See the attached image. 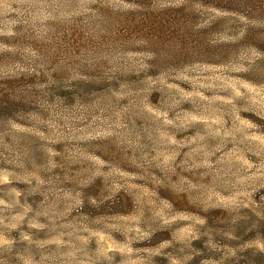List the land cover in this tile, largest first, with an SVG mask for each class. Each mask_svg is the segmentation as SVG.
Masks as SVG:
<instances>
[{
    "label": "rangeland",
    "instance_id": "obj_1",
    "mask_svg": "<svg viewBox=\"0 0 264 264\" xmlns=\"http://www.w3.org/2000/svg\"><path fill=\"white\" fill-rule=\"evenodd\" d=\"M214 14L200 0H0V56L63 76L32 81L34 103L0 115V264H240L264 251V46L222 62L143 44L206 32Z\"/></svg>",
    "mask_w": 264,
    "mask_h": 264
},
{
    "label": "trees",
    "instance_id": "obj_2",
    "mask_svg": "<svg viewBox=\"0 0 264 264\" xmlns=\"http://www.w3.org/2000/svg\"><path fill=\"white\" fill-rule=\"evenodd\" d=\"M200 3L210 7L221 14H214L206 20L205 27L208 33L219 32V38L223 41L219 47L210 42L208 33H192L164 37L152 35L143 38V44L150 50L154 57L164 56L166 52L174 54H192L199 56L201 53L205 58L217 56L222 62L229 54H233L237 47L256 42L264 46V34H256L251 27V19L260 16L261 10L256 9V4L264 5V0H200ZM142 16V15H141ZM139 17V28L148 24L151 17L144 15ZM129 26L135 27L132 21ZM204 27V28H205ZM224 38H228L225 40ZM235 43H237L235 45ZM24 44L22 43V46ZM31 47L36 50V46ZM165 49H169L165 50ZM38 56H42L38 54ZM27 59L18 53H8L0 56V115L12 113V111L32 105L35 101L32 90V81H63V76L57 77L50 69H44V65L35 61L27 67ZM47 65V61L45 62ZM13 69L6 73L8 67ZM52 72L49 76L48 73ZM36 86V85H35ZM260 235H264V224L259 229ZM264 246V241H263ZM255 251L251 248L244 254L240 264H264V251Z\"/></svg>",
    "mask_w": 264,
    "mask_h": 264
}]
</instances>
